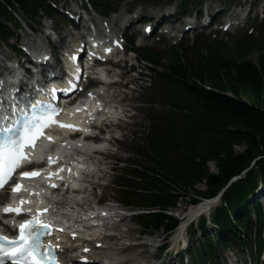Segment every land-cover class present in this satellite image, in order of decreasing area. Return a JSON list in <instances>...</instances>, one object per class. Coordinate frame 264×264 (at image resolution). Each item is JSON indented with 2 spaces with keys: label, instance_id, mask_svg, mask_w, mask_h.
<instances>
[{
  "label": "trees",
  "instance_id": "1",
  "mask_svg": "<svg viewBox=\"0 0 264 264\" xmlns=\"http://www.w3.org/2000/svg\"><path fill=\"white\" fill-rule=\"evenodd\" d=\"M43 2L0 0V34L8 28L6 20L15 21L12 10L34 17L45 8ZM146 58L163 66L158 78L167 111L150 125L146 142L138 145L141 158L134 160L131 176L124 177L126 202L146 210L137 220L144 229L170 230L177 218L169 211L179 194L211 195L239 175L212 211L213 232L204 229V218L199 221L200 240L205 247L262 244L264 190L258 186H264V33L254 42L147 53Z\"/></svg>",
  "mask_w": 264,
  "mask_h": 264
},
{
  "label": "snow or ice",
  "instance_id": "2",
  "mask_svg": "<svg viewBox=\"0 0 264 264\" xmlns=\"http://www.w3.org/2000/svg\"><path fill=\"white\" fill-rule=\"evenodd\" d=\"M73 59H75L73 57ZM91 95V94H90ZM41 101H37L31 105V108H36L41 105ZM51 113L46 119L39 117L28 118L27 111L19 110V115L23 118V123L13 119L12 122L4 124L0 122V189H2L12 173L21 166L23 160L27 159V154L23 151L26 147H35V141L43 135L42 129L49 127L51 124L58 123L52 117L57 114V109L51 107ZM30 111V109H28ZM17 116V109L12 110V117ZM4 121L9 120L8 116H3ZM17 124H20L17 127ZM61 127H72L71 125H60ZM49 139H51L49 137ZM39 175L37 171L23 172L21 178H30ZM55 187V185H52ZM22 189L20 184L13 187V192H18ZM26 201H21V204ZM5 214L15 212L21 214L22 209L5 207L2 210ZM43 211H47L44 209ZM34 216L30 220H25L18 226L19 235L16 238H9L0 235V264H4L5 260L11 264H55L56 257L51 244L45 245L42 243V237L50 235V223L41 222ZM60 231H63L60 229ZM58 247V245H57ZM87 251V249H85Z\"/></svg>",
  "mask_w": 264,
  "mask_h": 264
},
{
  "label": "rangeland",
  "instance_id": "3",
  "mask_svg": "<svg viewBox=\"0 0 264 264\" xmlns=\"http://www.w3.org/2000/svg\"><path fill=\"white\" fill-rule=\"evenodd\" d=\"M124 5L127 6L128 2H125ZM21 16H22L21 14H18L17 18L20 19ZM48 20L49 21L52 20L53 22L57 21V20H53V19H48ZM30 24L36 26L35 22H30ZM161 44H163L162 41H161ZM0 45H2V44L0 43ZM253 58L254 59L257 58V53L253 54ZM152 95L153 96L150 97V94H149V98H151V99L153 98V100L155 102H158L160 104L153 103L151 105L150 109H152V113L148 117H146V119L142 118V124H140L138 129L135 130L133 133H130V135H128L129 138L126 139V141L119 144L117 154L114 156L115 158L116 157H119L122 159L127 158V162H128L127 165H129V167H130L129 158L132 154V150H134L136 148V145H138V143L141 142L143 140V138L146 137L145 135H146L147 130L145 128L143 129V127H141V126L148 125L150 123V116L151 115H153V114L157 115V113L160 114L162 112L161 104H163V102L160 101L159 96H158V92H156V90H155V92H152ZM140 115H141V113H139V115L137 116L138 119H139ZM147 120L149 121V123ZM235 147H236V149H240L239 146H235ZM132 156H134V155H132ZM132 158L133 157H131V159ZM251 163H253V161ZM121 165L122 164H118V167ZM209 166L211 169L215 168L213 162H210ZM126 167L128 169V166H126ZM126 167L125 168L119 167V168H121L119 171H122V170L124 171V169L126 170ZM198 186L200 188V187H203L204 185L198 184ZM188 197H189V195L186 193L179 194L178 202L176 204V208H174L171 211V213H173L174 215H176V214L182 215L183 213H187V209L189 206V198ZM131 212H134V210H132ZM133 218L134 217H132L130 220H128V218L126 217V219L123 221V223L121 225V228L124 230V232L126 234V236L124 237V240L125 241L132 240V241H137L139 243V245L134 246V247L132 246V248L127 249L129 251V253H133V252L138 253L136 256L131 255V259H130L129 264H131L133 262V260H141V261L145 260L144 263L146 261H151V260H153L152 259L153 256L157 257L158 252H159L157 249V246L160 243V241L162 240V238L164 237V235L166 234V232L164 230H162V228L155 229L154 227H152L150 229H145L146 233H144L141 226H139V223L137 221H134ZM125 226L129 229L125 230ZM140 230L143 233L142 232L140 233L139 232ZM171 235H172V233L170 234V236L167 239L168 243H170V245L172 243L171 242ZM179 241H180V239H179ZM170 245L168 246L167 250H169L171 248ZM160 255H161V253H160ZM177 257H178V254H172L170 256L162 255V258H160V259L162 260V262H164V259L169 260L167 262V264H169V263L174 262L177 259ZM234 257H235L234 255L229 253V255H228L229 261H231V262L234 261L233 260Z\"/></svg>",
  "mask_w": 264,
  "mask_h": 264
},
{
  "label": "bare ground",
  "instance_id": "4",
  "mask_svg": "<svg viewBox=\"0 0 264 264\" xmlns=\"http://www.w3.org/2000/svg\"><path fill=\"white\" fill-rule=\"evenodd\" d=\"M162 14H163V11L162 10H158L156 12L155 16L162 15ZM131 22L132 21H130V23ZM53 28H56V25L53 26ZM134 31H136V30L134 29ZM141 35L143 37H146V34L144 33V29H143ZM63 38H62V36H60V41H62ZM71 40L72 39H70L68 41L67 45L70 44ZM54 44H58V41L54 40ZM71 45L74 46V47L76 46V44L73 41H72ZM54 54L56 55L57 53L55 52ZM107 96H109V93L108 94L105 93L103 99L108 102V97ZM67 203H69V202H66V205H67ZM205 206H206V203H200V204H197L196 206L192 207L191 209H189L187 214H186V216H187L186 220H188L190 218H193L194 216L196 217V215L198 216L199 215L198 212L200 210H202L203 208H205ZM66 208H69V207H66ZM186 220L183 221L182 224L172 234L173 239L176 238L174 244L177 243L178 237L183 232L184 227H185L183 225L185 224ZM96 229H98V228L89 229L85 233V237L82 240L83 245H81V246L84 247V248H88V249L92 248L93 249V248L96 247L97 244L99 246L103 245V247L105 248V252H106V253H104L103 257H109L107 255L113 254V252L114 253L117 252V250H114L115 246L113 245V242H112V238H114V235L113 234H103V235H101V234H99L98 230H96ZM90 255H92L94 258L99 257V256H97L96 251L90 253ZM109 258H114V256H111ZM98 259H101V257H99ZM131 264H142V262L138 261V260H134Z\"/></svg>",
  "mask_w": 264,
  "mask_h": 264
}]
</instances>
